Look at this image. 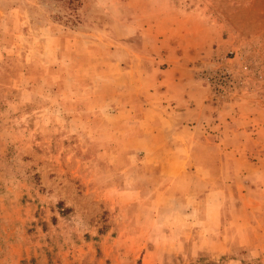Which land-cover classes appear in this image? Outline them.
<instances>
[{
  "label": "rangeland",
  "instance_id": "1",
  "mask_svg": "<svg viewBox=\"0 0 264 264\" xmlns=\"http://www.w3.org/2000/svg\"><path fill=\"white\" fill-rule=\"evenodd\" d=\"M68 2L0 0V264H264V0ZM156 70L186 145L123 108Z\"/></svg>",
  "mask_w": 264,
  "mask_h": 264
},
{
  "label": "crops",
  "instance_id": "2",
  "mask_svg": "<svg viewBox=\"0 0 264 264\" xmlns=\"http://www.w3.org/2000/svg\"><path fill=\"white\" fill-rule=\"evenodd\" d=\"M157 87L153 91L146 93H131L123 96L125 105L123 108L138 109H157L161 111L159 121L156 124L160 136L173 135L175 139L180 141L194 140L197 133L201 132L203 122L201 121L203 114L204 102L201 95V89H197L193 85V75L185 71L184 77L173 74L170 78L169 71H155ZM171 125V129L167 127ZM141 131L138 129L139 138ZM169 131L172 133L169 134ZM181 149L187 150V147L180 145ZM166 171V170H165Z\"/></svg>",
  "mask_w": 264,
  "mask_h": 264
},
{
  "label": "trees",
  "instance_id": "3",
  "mask_svg": "<svg viewBox=\"0 0 264 264\" xmlns=\"http://www.w3.org/2000/svg\"><path fill=\"white\" fill-rule=\"evenodd\" d=\"M71 1H77V0H69V2H68V3H69V4H71Z\"/></svg>",
  "mask_w": 264,
  "mask_h": 264
}]
</instances>
